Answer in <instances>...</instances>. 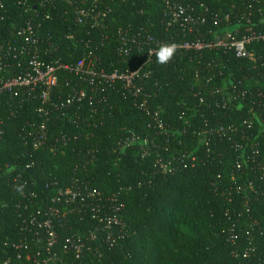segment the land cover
<instances>
[{"label": "trees", "instance_id": "trees-1", "mask_svg": "<svg viewBox=\"0 0 264 264\" xmlns=\"http://www.w3.org/2000/svg\"><path fill=\"white\" fill-rule=\"evenodd\" d=\"M20 1L31 5L27 12ZM39 1L0 0V85L4 78L23 75L29 69L19 51L9 48L25 41L16 26L31 21L37 27L40 54L47 64H77L92 53L97 66L107 71H149L136 85L151 95L152 111L161 109L166 131L148 126L150 115L133 105V98L120 83L93 92L79 75L59 69L58 84L43 104L50 114L47 140L33 148L25 144L23 135L42 119L36 108L43 103V88L38 85L33 92L24 90L21 94L30 98L22 107L15 106L20 98H13L9 106L8 94L1 95L0 264L7 258L11 264H31L28 254H46L42 229L35 223L28 224V231L21 226L39 207L43 211L37 217H44L57 195L55 188H46L52 180L63 188L76 184L89 189L84 200L77 198L69 204L63 197V206L54 204L60 214L54 218L59 240L53 251L59 253L58 264H264V170L251 158L255 146L264 164V137L258 121L252 129L243 125L259 88L245 77H256L258 70L264 69L261 63L237 58L224 49L207 48L201 52L179 48L165 66L155 57L149 61L146 51L132 49L124 55L117 36L128 27L133 31L142 28V36L149 33L160 44L181 45L184 35L166 24V0H101L111 8L106 31L78 25L73 7L64 0L44 7ZM171 2L203 4L206 23L200 32L206 37L229 30H239V36L246 34L239 23L242 14H250L252 23L264 28L261 1ZM195 38L196 32L186 40ZM256 46L257 53H264V45ZM214 61L224 64L223 76L217 68L208 80L207 64ZM82 90L87 97L80 105L67 103ZM243 91L246 95L241 97ZM227 98L231 100L224 108ZM221 124L237 126L231 139L221 137ZM131 134L148 140L147 154L140 145L122 152L121 142ZM62 135L68 137L66 145L52 150L51 143ZM247 135L248 165L238 170L241 153L232 144H244ZM29 192L38 195L32 206ZM27 201L30 208L26 210ZM118 204L121 210L115 212ZM116 214L121 225L100 230L90 239L105 219ZM74 234L89 238L92 250L79 256L64 251L63 244ZM21 241L28 250L18 260L14 244Z\"/></svg>", "mask_w": 264, "mask_h": 264}, {"label": "built area", "instance_id": "built-area-1", "mask_svg": "<svg viewBox=\"0 0 264 264\" xmlns=\"http://www.w3.org/2000/svg\"><path fill=\"white\" fill-rule=\"evenodd\" d=\"M70 6L73 7V17L75 22L90 30H107L109 27V17L111 14V8L107 4H103L101 0H64ZM257 2H262V7L260 8L261 16L264 15V0H256ZM21 5H25V11L27 12L31 5L25 1L19 2ZM48 3L53 5L54 0H40L39 5L44 7ZM167 14H166V24L172 27L179 28L180 33L184 35V39L181 45L174 43L177 49L183 48L186 51L201 52L204 49H224L226 52L230 51L236 55L237 58L247 59L251 63H261L260 66L264 67V53H257L258 45H264V28H258L257 24H253L251 21L250 14H242L239 23L245 27L246 34L239 36L238 31L229 30L224 33H214L212 36L206 37L202 35L200 29L204 27L206 23L205 14L207 9L203 4L196 6L194 4H175L171 0H166ZM50 12L48 11L46 17L49 18ZM264 18V16H263ZM226 19H229V15H226ZM16 30L20 36H23L25 41L19 42L14 46L9 48L12 52L19 51L18 55L25 58L28 62L29 69L26 70L23 75L11 76L4 78L0 85V96L8 94L6 98V103L12 105L13 98H20L17 100L15 106L22 107L24 101L30 97L21 94L24 90H29L33 92L36 86H41L42 93L40 95L43 103L38 105L36 111L42 114V119L39 121L37 126L31 130L30 133L23 135V140L26 145L33 148H39L43 146L47 140L48 134V122L50 121V114L47 107L43 104L48 101L49 94L57 86L59 81L58 71L59 69H64L72 74L79 75L94 92L96 89L103 86H114L120 83L124 89L128 90L129 96L133 98V105L141 111L147 112L150 117L149 127H153L159 131H166V127L161 119V109H150V94L144 92V89L140 85H136V82L142 81L145 77L149 76V71L141 72V69L131 70V71H107L104 68H99L94 59L95 55L89 53L77 64H62L56 61L53 64H47L45 60L42 59L40 54L39 46V35H37V27L31 22L27 21L21 26H16ZM142 28H137L134 31L131 27L123 28L118 32L117 39L120 43V49L124 55H129L132 49L138 52L146 51L148 60H152L155 56L152 55L149 58V52L156 49L160 42L146 33L142 36ZM144 31V30H143ZM196 32V38L193 40H186V37ZM26 36V37H25ZM69 38H73V35H69ZM155 43V44H154ZM2 54L0 55L1 60ZM171 62V61H170ZM257 67V66H256ZM255 67V68H256ZM208 80L212 79V70L220 68V75L223 76L221 70L224 68V64L221 61L212 62L207 64ZM197 77L200 74L197 73ZM245 80L254 81L256 85L259 86L257 92V101L252 103L250 108L249 116L244 119L243 125L248 126V128H253V123L258 121L259 127L261 126V132L264 137V69L258 70L256 77H245ZM241 97L246 95V91L240 93ZM6 97V96H5ZM87 97V92L82 90L75 93L68 100V104L78 102L79 105ZM231 99L227 98L223 100V107L228 106V101ZM14 113V111H12ZM222 138L232 136L237 132V126L230 124H221L218 128ZM4 131H0V138L3 136ZM203 135V133H199ZM245 140L244 144L234 141L233 148L236 152H240V160L237 163V169L240 170L247 166L245 164L248 159L246 154L248 152V135L243 136ZM68 137L62 135L59 140L52 142V150H57V147H62L66 145ZM133 145H140L143 149V153L147 154L148 140H141L136 134H131L125 140L121 142V150L124 152L128 147ZM58 147V149H59ZM209 151V150H208ZM251 152L253 154L252 161L256 163L259 169L264 170V164L259 155V150L257 147L252 146ZM241 158L245 159L244 161ZM55 188L57 195L52 199V204L49 205L45 210V215L42 219L37 217V214H41L43 210L39 207L37 213H31L27 218L23 219L21 229L23 231H28L29 223H35L39 229H42V234L46 235L47 239V249L44 251L46 253L43 255L38 252L36 255L28 254L26 256L27 260L31 261V264H58L59 253L53 251V247L58 243L59 237L57 229L54 223V218H60L59 210L54 204H59L63 206V197L68 201L67 203L74 202L77 198L84 200L86 198L85 194L89 191L88 188L78 187L76 184L63 188L58 184V181H49L46 188ZM249 188H253L251 183L248 184ZM238 191H242L241 187H238ZM25 193V192H22ZM32 198L31 206L33 205V199L38 198L37 193L29 192ZM113 201L117 202V198ZM25 209L30 208V203L27 201L24 203ZM66 207V205H64ZM121 210V205H117L114 209L115 212ZM21 216V215H20ZM122 222L119 216L116 214L109 219H105L104 226L96 228L94 232L90 234V239H95L100 230L109 231L112 226H119ZM237 238L233 235V240ZM89 238L82 236L81 234H74L66 239L63 244V250L66 252H73L76 255H81L86 251L92 250L89 244ZM14 248L18 250V260H21L24 256V251L28 250V246L25 241L14 244ZM246 257V254H244ZM3 264H11V259L7 258L4 260Z\"/></svg>", "mask_w": 264, "mask_h": 264}, {"label": "clouds", "instance_id": "clouds-1", "mask_svg": "<svg viewBox=\"0 0 264 264\" xmlns=\"http://www.w3.org/2000/svg\"><path fill=\"white\" fill-rule=\"evenodd\" d=\"M177 46L174 43H161L156 49L149 52V58L155 56L159 65H167L175 56Z\"/></svg>", "mask_w": 264, "mask_h": 264}]
</instances>
